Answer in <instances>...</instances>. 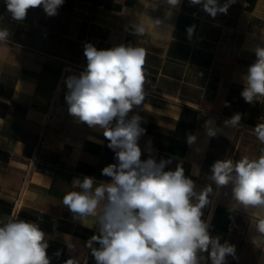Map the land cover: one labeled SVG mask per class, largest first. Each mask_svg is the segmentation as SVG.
<instances>
[{
  "label": "crops",
  "instance_id": "crops-1",
  "mask_svg": "<svg viewBox=\"0 0 264 264\" xmlns=\"http://www.w3.org/2000/svg\"><path fill=\"white\" fill-rule=\"evenodd\" d=\"M149 17L174 25L172 37L157 40ZM138 19L149 24L144 37L132 34ZM0 27L11 31L8 46L0 45V220L37 223L49 243L50 264L69 258L95 264L85 246L98 234L94 220H73L62 197L77 178L109 181L102 169L117 161L102 130L69 114L64 81L85 70L86 43L98 50L131 43L148 52L145 99L128 114L140 115L146 130L138 141L141 159L171 158L166 170L182 164L197 191L211 185L214 195L202 218L212 236L235 245L236 258L226 257L227 264H264L260 217L232 199L231 185L218 189L208 179L215 161L255 159L264 147L253 131L264 122V100L249 104L241 96L243 76L255 60L253 34L264 39V0H235L215 18L189 0L175 8L165 0H65L55 16L38 7L20 22L0 0ZM236 113L242 114L240 126L226 127ZM209 119L220 128L212 138L204 127ZM189 134L197 138L192 145Z\"/></svg>",
  "mask_w": 264,
  "mask_h": 264
},
{
  "label": "clouds",
  "instance_id": "clouds-1",
  "mask_svg": "<svg viewBox=\"0 0 264 264\" xmlns=\"http://www.w3.org/2000/svg\"><path fill=\"white\" fill-rule=\"evenodd\" d=\"M64 2L5 0V5L12 20L20 22L29 9L38 7H43L47 16H55ZM165 2L170 8L181 4V0ZM189 3L200 5L215 18L218 14L226 15L235 0H225L222 5L219 0ZM148 6L155 8L154 4ZM149 19L157 40L172 37L174 25H166L158 18ZM148 28L149 24L139 19L131 25L136 37H144ZM193 31L194 26L188 29L189 38ZM10 37V29L0 27V45L8 46ZM253 39L257 40L251 48L255 60L243 76L241 92L249 104L264 100V39L255 34ZM84 55L85 70L64 81L68 111L78 122L102 130L117 162L102 169V175L110 178L107 182H97L90 176L75 179L73 190L63 195L62 205L71 212L73 220L83 223L93 218L98 234L85 246L95 264H208L209 260L211 264H227L226 257L236 258L235 245L221 243L219 235L212 236L210 222L202 218L203 209L214 195L211 185L197 191L182 164L166 170L171 158L141 159L138 141L146 130L141 127L140 115L129 119L128 114L145 99L147 50L131 43L98 50L86 43ZM225 106H229L227 102ZM241 118L242 114L236 113L224 125L238 128ZM204 127L209 138L220 131L212 119L205 121ZM253 131L264 145V122H259ZM196 139L189 134V145ZM208 179L218 189L232 186V199L260 217L256 232L264 240V147L255 159L244 156L235 161H215ZM67 246L69 251H75V244ZM48 248L46 234L37 223L26 219L0 220V264H50ZM203 253H208L207 257ZM65 264H79V260L69 258Z\"/></svg>",
  "mask_w": 264,
  "mask_h": 264
},
{
  "label": "built area",
  "instance_id": "built-area-1",
  "mask_svg": "<svg viewBox=\"0 0 264 264\" xmlns=\"http://www.w3.org/2000/svg\"><path fill=\"white\" fill-rule=\"evenodd\" d=\"M152 88V86H150V89ZM234 160V159H233ZM235 161V160H234ZM18 201H15L14 205L17 206Z\"/></svg>",
  "mask_w": 264,
  "mask_h": 264
}]
</instances>
